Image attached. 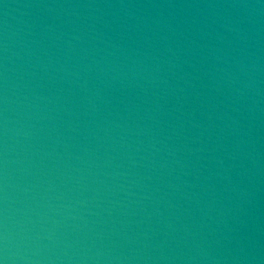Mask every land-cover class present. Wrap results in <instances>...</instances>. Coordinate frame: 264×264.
<instances>
[{
    "label": "water",
    "instance_id": "1",
    "mask_svg": "<svg viewBox=\"0 0 264 264\" xmlns=\"http://www.w3.org/2000/svg\"><path fill=\"white\" fill-rule=\"evenodd\" d=\"M3 264H264V0H0Z\"/></svg>",
    "mask_w": 264,
    "mask_h": 264
},
{
    "label": "clouds",
    "instance_id": "2",
    "mask_svg": "<svg viewBox=\"0 0 264 264\" xmlns=\"http://www.w3.org/2000/svg\"><path fill=\"white\" fill-rule=\"evenodd\" d=\"M0 264H3V262H2V261H0Z\"/></svg>",
    "mask_w": 264,
    "mask_h": 264
}]
</instances>
